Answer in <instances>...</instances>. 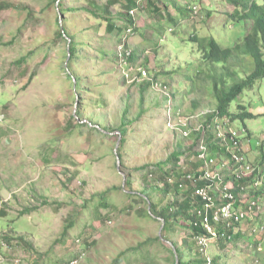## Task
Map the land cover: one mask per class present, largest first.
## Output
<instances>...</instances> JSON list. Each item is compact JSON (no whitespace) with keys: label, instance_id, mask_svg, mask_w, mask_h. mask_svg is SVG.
Listing matches in <instances>:
<instances>
[{"label":"rangeland","instance_id":"374dc122","mask_svg":"<svg viewBox=\"0 0 264 264\" xmlns=\"http://www.w3.org/2000/svg\"><path fill=\"white\" fill-rule=\"evenodd\" d=\"M209 1L216 4L219 0L204 3ZM81 3L79 0H65V7ZM177 3L188 9L193 4L200 8L194 15L196 18L188 12L189 24L196 27L197 21L201 18L204 21L205 12L198 0H177ZM0 6V118L3 120L0 123V264H31L37 259L40 264H65L70 254L78 252V256L85 252L78 264H113L120 252L140 245L142 252H150L151 259L138 264H173L172 243L179 246L183 239L190 240L191 231L175 226L165 233L162 220L159 222L147 214L148 203L136 194H130L145 186L142 172L132 170V167L162 160L174 149L196 148L197 129L202 126L204 113L213 107L210 89L186 95L176 104L178 112L173 117L170 109L173 102H163L161 85H155L156 88L149 85L141 94L145 83L140 79L133 80L135 71L126 70V77L116 58L95 59L97 52L84 47L82 52L89 57L91 66L84 61L81 68L74 71L81 75L89 89L79 92L73 87V79L67 71L66 43L55 36L59 13L56 4L51 0H0ZM72 17L68 20L72 31L87 41L84 29L89 22L86 17H77V14ZM218 17L224 19L223 11ZM216 19L215 14L211 19L213 28L219 27ZM142 21L155 25L156 20L150 15L141 16L139 25L143 24ZM237 25L239 23H227L221 28L222 40H226L232 30L231 38L223 42L224 45H233L242 37V24L241 27ZM188 32L185 30L179 37L185 39ZM98 33L103 42V36H107L104 29L100 28ZM90 35L91 44L99 40L97 32L90 31ZM166 35L167 57L173 56L174 47L178 53L175 55L181 57L167 63L164 59L155 61L150 56L146 64L149 79L155 71H160L163 63L166 67L177 66L182 57L191 58L188 41L181 42L170 33ZM114 37L115 33L111 35L115 42ZM140 41L136 35L129 38L132 48ZM147 53L151 52L148 50ZM185 67L189 68V64L186 63ZM98 69L106 72L98 77ZM167 76L159 75L158 78H167L169 88L170 79L172 83L181 84L178 73L175 80L171 74ZM183 85L189 88L187 81ZM99 95L104 101L97 105L95 100ZM141 96L142 105L139 104ZM244 96L242 101L247 99L251 110L260 114L255 120L246 121L251 137L247 144L245 142V151L252 162L249 164L254 166L257 160L264 161V78L258 89L245 92ZM154 97L159 100L158 108L162 103L164 108L151 109ZM194 97L199 98L196 109L192 103ZM126 104L130 107L127 114L130 118L140 108H148L135 126H131L128 142L122 143L129 146L121 147L123 156L130 158L123 160L131 171L129 188L125 187V179L117 170L114 155L119 148L115 129ZM69 115L82 123L81 126L72 122V128H68ZM165 119L171 124H167V129ZM232 126L238 128L242 123ZM187 127H191L192 132L184 138L181 131ZM216 128L221 129L218 123ZM219 159L221 162L226 160L224 153H220ZM190 161L182 158L181 165L189 168ZM192 163L201 165L200 162ZM212 167L220 172L218 155ZM262 168L259 166L258 172H264ZM259 176L264 177V173ZM148 181H152L151 177ZM259 187L264 192L263 183ZM103 191L107 193V206L98 204V195ZM212 193L218 197V188ZM171 200L170 196L165 202ZM256 204L250 215L240 221L241 240H223L219 244L206 238L197 242L203 245L201 250L208 261L206 264H264V195ZM241 208L239 205L236 209ZM71 223L73 226L68 228L66 238L55 245L64 228ZM237 230L238 226L234 231ZM7 235L13 237L10 243L2 240ZM20 236L25 243L31 244L32 251L17 239ZM157 236L160 240H155ZM217 254H220L219 258ZM212 258L216 262H209Z\"/></svg>","mask_w":264,"mask_h":264},{"label":"trees","instance_id":"16d2710c","mask_svg":"<svg viewBox=\"0 0 264 264\" xmlns=\"http://www.w3.org/2000/svg\"><path fill=\"white\" fill-rule=\"evenodd\" d=\"M79 1L82 2L80 5L65 7V0H51L53 4H56V8L59 12L57 14L55 36L63 39L66 43L64 57L66 59L67 71L73 79V87L78 89L79 92L89 89L86 87V82L83 81L81 75L74 71L77 70L78 67L81 68V62L84 61L91 66L89 57H86L82 52L84 47H89V49L97 52L95 59L102 60L106 58L110 60L111 58H116L118 67L125 73L126 77H128L126 70L129 69L136 72V75L133 77V80L136 81L140 79L142 75L141 70H145L147 75L149 74L146 64L149 62L150 56H153L155 61L159 60L162 62L164 59V62L167 63L173 60V58H178V56L181 57L180 55H175L178 54L175 52L176 47L173 49V56L167 57L165 53L167 33L172 34L173 38H177L181 42H189L191 58L186 59L182 57V61L177 66L172 65L166 67L163 63L160 71H158L160 73L155 71L152 78L140 79L145 83L141 89V94L145 92V89L149 85L154 88L161 85L163 89L160 94L162 95L161 97H163V102H173L170 109L173 111V117H176V112H178L176 104L182 102V100L186 98V95L200 93L207 88L210 89L209 94L214 100L213 107L204 113L205 116L202 126L197 129L195 143L203 139L208 151L211 152L214 158L213 160H215L218 155V164L221 166L220 172H217L219 176L213 180H201L199 175L205 172V165L193 159V157L197 155L194 146H190L188 149L178 148L168 153L162 160L151 163L146 162L140 166L132 167V170L142 172L145 186L141 191L130 192V194H136L143 201L148 203L147 214L153 216L155 220L159 222H161V220L163 221L164 227L162 230L165 233L168 229L171 230L175 226H180L183 229H190V240L186 241L183 239L179 246H177L175 242L172 243L175 252H170L172 256H176L175 260L173 257V264H206L208 261L203 250H201L203 245L197 243L198 238H212L219 244H221L223 240L228 242L236 238L241 240L242 234L239 227L240 221L242 220H214L215 211L222 202L217 201V204L208 209L207 213H205L203 207L204 201L195 193L196 189L207 188L209 186L218 188V197H215L216 194H214L216 200H218L223 191L227 189L234 196L235 208L241 205L243 207L241 209H245L248 202L251 200L258 202L261 196L264 195L262 187L256 186L257 189H253V191L249 189L255 180L254 178H257L260 173H264L258 172L259 166L264 169V161L257 160L254 166L249 164L251 161L248 159L245 151V142L247 144L251 137V132L246 125V121L251 119L255 120L260 114L251 110V105L247 99L246 102L242 101L243 97H245L244 93L258 89L260 80L264 78V0H219L216 4L210 1L209 3H204L206 0H198L205 12V19L203 22L201 20L202 18L200 20L198 18V27H195L193 23H188V12H191L193 17L199 13L200 8L196 4L189 6L188 9L182 4L178 5L177 0ZM1 6L4 5L2 4ZM135 11L136 14L134 13ZM222 11L225 16L223 20L218 17ZM66 14H68L67 18ZM74 14H77V17L79 15L85 16L86 22H89L84 29L87 41H83L79 35L72 31V25L68 20L73 18L72 15ZM215 14L217 18L216 25L219 27L213 28L211 19ZM150 15L156 20L155 25H150L149 22L143 23V21V24L139 25L141 16L150 17ZM233 22L239 23V25H237L239 27H241L242 24L243 35L233 45H224L223 42L225 43L231 38L230 34L232 30L228 34V38L222 40L221 37H223V35L221 28H224L227 23ZM100 28H103L107 35L106 37L103 36V42L100 33H98ZM185 30H189V32L185 39L182 40L179 36H181ZM90 31L99 34V40L92 44L89 42L91 39ZM113 33H115V42L111 40V35ZM134 35L138 36L141 41L132 48L129 38H132ZM114 44L115 50L113 49ZM148 50L151 53H147ZM194 56L195 59H192ZM22 61L21 59L20 62ZM186 63L189 64V68L185 67ZM132 64H134L135 67H133ZM114 70L115 69H113V71ZM105 72V70L101 71L98 69L97 76L101 77L102 73ZM177 73L180 78H182L181 84L172 83L170 79V88L166 81L167 78H158L159 75L166 77L171 74L173 80ZM186 81L189 86L188 89L183 85V82ZM166 89H168V91ZM178 96L179 98L176 99ZM102 100L104 101V98L99 95L95 103L97 105L103 104ZM198 100V97H194L192 100L194 109L198 107ZM158 103V98L154 97V102L151 105L153 107H151V109H161L163 103L161 104V108H158ZM139 104H144L142 96L140 97ZM83 108L84 106L82 109ZM147 110V107H142L130 118L127 115L130 111V107L126 104L122 111L120 124L115 129L116 133L118 132L119 148L114 152V155L115 158L116 155H118L122 163L119 168L125 175L124 183L125 187L127 186L128 188L130 185L129 174L131 171L123 160L130 158L128 156H123L124 152L121 151V147L124 146L127 148L129 146L122 145V143L128 142L131 126H135L134 123L138 120L140 115L146 113ZM1 122H3V120H1L0 123ZM67 122L68 128H72V122L78 127L82 124L75 120L73 115H69ZM216 122L220 125L226 137H229L233 131L239 132L238 136H236L237 153L242 155L245 163L253 168L251 173L241 178L236 177L235 170L240 168L232 161L230 150L216 143V139H219L216 136V131L218 130L216 128ZM235 123H242V126H238V128L232 126ZM167 124L169 126V122L165 119L166 129ZM110 132L111 131L108 132L109 136ZM220 153H224L226 157L225 161H220ZM182 158L189 161L191 160L192 162H200L201 165L195 166L193 165L194 163L190 161L191 167H183V165H181ZM210 170L214 172L212 166ZM188 175H192L193 177L187 180ZM150 177L152 179L151 182L148 181ZM241 186L245 189L241 190ZM170 196L172 200L165 202ZM98 204L101 206L108 205L107 193L105 191L98 195ZM205 218L208 225L213 231L215 230V237H212L211 233L206 229L204 222ZM72 226L71 223L68 224V227L64 228L61 236L55 241V245L62 243L66 238L68 228ZM237 226L238 230L234 231ZM83 228H85V225ZM11 237L12 236L9 235L3 236L2 240L10 243ZM17 239L24 243L23 245L27 250L32 251L31 244L28 242L25 243L26 241H24L23 237L20 236L17 237ZM155 240H160V237L157 236ZM140 246L129 247L120 252L114 259L113 264H119L121 262H128L129 264L130 261H133V264L149 262L151 259L150 252H142ZM81 251L85 250L82 249ZM82 253L85 254V252ZM78 254L79 252L76 255L70 254L69 260H75ZM216 256L219 258L220 254ZM214 260L215 259L212 258L209 262H216ZM39 261L40 260L37 259L31 264H40ZM57 264L61 263L59 262Z\"/></svg>","mask_w":264,"mask_h":264},{"label":"built area","instance_id":"2783aa9c","mask_svg":"<svg viewBox=\"0 0 264 264\" xmlns=\"http://www.w3.org/2000/svg\"><path fill=\"white\" fill-rule=\"evenodd\" d=\"M133 12V11H131ZM141 76L140 79H148L147 72L145 70H141ZM2 119L0 118V121ZM171 126V124H169ZM201 128L200 126L198 129ZM221 130V131H220ZM192 129L191 127L185 128L184 131H181L183 136L188 137L189 134L191 133ZM239 132L233 131L231 132L229 137H226L224 135L222 129H219L216 131V136L219 138L218 140L216 139V143L220 144L221 146L227 147L230 150V154L232 157V161L234 162L235 165H238L240 169H236V177L241 178L242 176L249 174L253 171V168L246 164L244 161V157L237 153V140L236 136H238ZM195 150L197 151V155L194 156L193 158L196 159L197 161L202 162L205 165V172L201 175H199L201 180H213L216 177L218 178L219 175H217V172L214 171L212 172L210 170L212 164L214 163V158L211 154L210 151H208V148L206 144L204 143L203 139L198 141L196 144ZM193 176L188 175L187 180L191 179ZM254 182L252 183L251 187H256L259 186L260 184L263 183L264 185V177L259 176L258 178H254ZM213 187L209 186L207 188H198L196 189L195 193L199 195L202 200L204 201V211L207 213L208 209L214 207L217 204V201H221L222 204L217 208L214 214V220L219 221V220H224V221H231V219L234 220H242L246 219L250 213L256 208L257 204L255 201L251 200L248 202V205L245 209H236L234 206V196L233 194L225 189L221 195V197L216 200L214 197ZM245 188L241 186V190H244ZM242 195H245L241 193ZM221 199V200H220ZM206 229L208 230L209 233H211L212 237H215V230L208 225L206 218L204 219ZM204 239L203 237H199L198 241L202 242ZM82 258V255H80L77 259L71 261L69 264H77Z\"/></svg>","mask_w":264,"mask_h":264},{"label":"water","instance_id":"95a60500","mask_svg":"<svg viewBox=\"0 0 264 264\" xmlns=\"http://www.w3.org/2000/svg\"><path fill=\"white\" fill-rule=\"evenodd\" d=\"M115 152V151H114ZM116 167H117V170H118V172L123 176V180L125 179V175H124V173L122 172V171H120V168H119V166H120V160H119V157H118V155H116ZM162 226H163V221H162ZM173 252H175V249L173 250ZM176 257V256H175Z\"/></svg>","mask_w":264,"mask_h":264},{"label":"clouds","instance_id":"9594fccd","mask_svg":"<svg viewBox=\"0 0 264 264\" xmlns=\"http://www.w3.org/2000/svg\"><path fill=\"white\" fill-rule=\"evenodd\" d=\"M184 138H186V137H184ZM80 255H82V258H81V260H82L83 257L85 256V254L81 253ZM80 255H79V256H80ZM79 256H78V257H79ZM76 259H77V258H76ZM71 261H73V260L70 259V260H69L67 263H65V264H69ZM79 262H80V261H79ZM79 262H78V263H79ZM78 263H77V264H78Z\"/></svg>","mask_w":264,"mask_h":264},{"label":"bare ground","instance_id":"6f19581e","mask_svg":"<svg viewBox=\"0 0 264 264\" xmlns=\"http://www.w3.org/2000/svg\"><path fill=\"white\" fill-rule=\"evenodd\" d=\"M223 180H224V178H223Z\"/></svg>","mask_w":264,"mask_h":264}]
</instances>
